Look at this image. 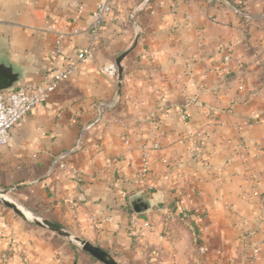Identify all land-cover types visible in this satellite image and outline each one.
Here are the masks:
<instances>
[{
    "label": "crops",
    "instance_id": "obj_1",
    "mask_svg": "<svg viewBox=\"0 0 264 264\" xmlns=\"http://www.w3.org/2000/svg\"><path fill=\"white\" fill-rule=\"evenodd\" d=\"M99 1L0 0L1 91L61 69ZM107 1L93 59L0 146V188L118 264H264V0ZM135 26L121 81L101 74ZM132 195L149 209L135 214ZM133 214L152 224L145 241L128 233ZM19 249L34 264H102L0 204V264H23Z\"/></svg>",
    "mask_w": 264,
    "mask_h": 264
},
{
    "label": "built area",
    "instance_id": "obj_2",
    "mask_svg": "<svg viewBox=\"0 0 264 264\" xmlns=\"http://www.w3.org/2000/svg\"><path fill=\"white\" fill-rule=\"evenodd\" d=\"M229 4V0H225ZM111 6L107 0H100L95 10L90 14V21L86 27L75 26L70 31L71 38L76 37L83 31L88 32L87 44L80 47L74 56H66L63 67L51 74L42 76L39 82L28 81L20 84L17 88L9 91L2 92L0 90V146L6 145L10 139L11 128L19 121L23 120L30 110L45 102L50 93L57 87L58 83L71 76L78 66L82 63L90 62L93 59L94 50L99 38V29L101 22L105 15L110 11ZM232 9L235 13L243 19H249L250 16L244 13L241 8L233 6ZM63 38L59 34L56 38V44L59 45ZM99 71L101 74L109 78H116L117 67L114 61H109L100 66ZM180 118H185V113L180 110ZM156 147V145H153ZM197 152V147L192 145L189 148V156L193 157ZM149 147L144 146L142 161L146 165L149 159ZM73 172H78L73 170ZM152 224L149 219L139 218L133 214L129 220L128 233L131 237L138 241L146 240L148 235L152 232ZM199 252L204 253V247H199ZM256 252V249L254 250ZM22 254L21 261L23 264H34L24 254L23 249H19ZM2 260L7 261L9 257L2 255Z\"/></svg>",
    "mask_w": 264,
    "mask_h": 264
},
{
    "label": "water",
    "instance_id": "obj_3",
    "mask_svg": "<svg viewBox=\"0 0 264 264\" xmlns=\"http://www.w3.org/2000/svg\"><path fill=\"white\" fill-rule=\"evenodd\" d=\"M138 38L139 30L136 27L135 35L130 44L125 49L117 53L114 57V63L117 67L116 78L119 81H121L124 73V66L122 64V61L126 57V55L134 49ZM8 84L9 83L4 82L0 74V90L7 87ZM0 204L11 209L14 213H16L20 218H22L26 222L47 229L65 238L67 241L74 243L102 264H118L115 259H113L105 250H103L99 246L90 243L84 238H81L78 235L69 231L68 229L64 228L63 226L45 217L37 215L23 207L20 203H18L8 194V191L6 189L0 188ZM129 206L131 210L138 215L147 211L150 207V204L149 201L143 198L141 195H132L129 197Z\"/></svg>",
    "mask_w": 264,
    "mask_h": 264
},
{
    "label": "trees",
    "instance_id": "obj_4",
    "mask_svg": "<svg viewBox=\"0 0 264 264\" xmlns=\"http://www.w3.org/2000/svg\"><path fill=\"white\" fill-rule=\"evenodd\" d=\"M242 4H243V3H242L241 0H240L239 5H242ZM127 208H128L129 213H132L131 210H130V208H129V207H127ZM57 224L61 225L60 223H57ZM61 226H62V225H61Z\"/></svg>",
    "mask_w": 264,
    "mask_h": 264
}]
</instances>
